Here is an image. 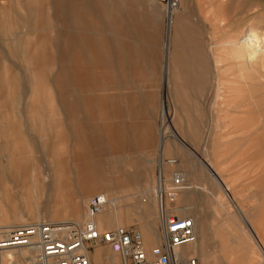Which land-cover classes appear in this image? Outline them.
<instances>
[{
	"label": "rangeland",
	"instance_id": "1",
	"mask_svg": "<svg viewBox=\"0 0 264 264\" xmlns=\"http://www.w3.org/2000/svg\"><path fill=\"white\" fill-rule=\"evenodd\" d=\"M47 1L43 27L30 24L42 0H0V228L81 223L91 197L108 191L118 201L105 215L141 229L150 248L160 240V159L177 157L189 187L167 201L179 200L171 206L198 231L196 253L185 254L199 264H264V0H181L170 35L157 0H93L90 13L80 0L58 9ZM76 8L100 29L83 19L70 27ZM121 34L125 45L103 43ZM92 46L102 56L113 48L105 74L89 73ZM192 51L201 59L176 58ZM113 95L117 108L103 103ZM163 169L168 178L174 170ZM154 229L156 242L146 237Z\"/></svg>",
	"mask_w": 264,
	"mask_h": 264
},
{
	"label": "built area",
	"instance_id": "2",
	"mask_svg": "<svg viewBox=\"0 0 264 264\" xmlns=\"http://www.w3.org/2000/svg\"><path fill=\"white\" fill-rule=\"evenodd\" d=\"M170 14L180 7L181 0H157ZM164 165L173 167L168 178ZM177 157H163L159 164V178L155 188L158 208L157 217L160 226L159 243L148 248L142 231L133 225L100 229L92 216L85 222L68 224L65 230L58 225H41L52 229L35 234L34 225H24L11 231L0 232V249L7 243L15 246L26 245L33 235L39 240L35 260L30 264H93L90 251L98 246L110 248L116 255L106 264H199L194 255H182L180 248L192 244L198 239L195 220L192 216H181L167 201L169 191L187 189L189 181L184 170L178 167ZM106 204L104 195H94L90 199L92 209ZM14 229V228H13ZM4 233V235H3Z\"/></svg>",
	"mask_w": 264,
	"mask_h": 264
},
{
	"label": "crops",
	"instance_id": "3",
	"mask_svg": "<svg viewBox=\"0 0 264 264\" xmlns=\"http://www.w3.org/2000/svg\"><path fill=\"white\" fill-rule=\"evenodd\" d=\"M91 1L93 2V0H82V1L80 0V2H78V0H77V2L80 5H83V6H85L87 8V11L89 13L91 12V10H90V6H91V3L90 2ZM42 2H44V4L42 3L39 16L34 17V19H31L30 20V24H34L35 23V26L40 25V26H43L44 27L45 25H48V23H49V15H48L47 9L45 8V6L48 4V1L47 0H42ZM81 3H83V4H81ZM57 4H58L57 5V9H58V6L60 4V1L59 0H57ZM21 5H22V2H20L19 4H18V2H16V6H21ZM81 14H82L81 9H79V8L77 9L76 8L75 9V13H74V19H73L74 22H73V24L70 27H72V28L78 27L79 28L80 27V24L78 25L76 23L77 22L80 23L81 22V19H83L84 22L86 23L85 26L88 27L89 29H93V28L100 29L99 24L94 19L91 18V21L90 22L89 21L87 22L84 18H81V16H82ZM172 19H174V15L172 16L171 20ZM169 20L170 19L168 18V35H170L171 29H172V28L169 29ZM94 24L96 26H94ZM31 30H33V29H31ZM44 32H45V29H42L41 30V33H38L39 36L43 38V36H45V34H46ZM124 39H125L124 38V35L121 34L115 40H111V37H106V41L103 42V43H105L106 45L120 46V45H125V40ZM90 44L92 45V43H90ZM170 45H171V40L169 41V44H167V47H166L167 52H169ZM94 49L95 48H93V46H92V48L90 49V52H89V73H91V69L95 68L98 71V73L101 74L104 71H106L107 66L110 67V64H113L114 63L113 62L114 61L113 48L111 50V53H107L106 52L105 56L98 55L97 54L98 52L96 51V49L95 50ZM191 54L193 55L192 57H184V58H181L182 56L180 55L179 57H176V58L178 60H192V61L193 60H200L201 59L199 52L192 51ZM113 67H114V65H113ZM105 73L106 72H104V74ZM181 74H183V73H181ZM168 75L169 74L167 72L166 73V76H168ZM90 76H91V74H90ZM103 87L104 88H107V87H109V85H107L106 82H104L103 83ZM135 96H136L135 94H131V95L128 94L127 95L128 100H130V104H132L131 109H129V111L131 113V116H133V110L135 108V105L137 104V102H136L137 99H136ZM118 99H120V98H118L117 96H114L113 95V96H111V99H109V100H106L104 98L103 99V103H104V105L107 106L110 103V101H111L112 104H113V106H114V108H117V104L119 102ZM117 113H118L117 112V109H115V112H114L115 117L117 116ZM106 124L108 126V131L113 136H116L118 134V128H117L116 122L114 120H111L110 122L108 121ZM111 139H113V138H111ZM160 139H161V142H160L161 149H162V151L163 150L165 151L166 150V147L168 146L167 138L165 136V131H162L161 138ZM107 181H108V179L105 182H107ZM108 186H109V183H106L103 187L106 189ZM107 194L110 195L109 196V198H110L109 200H114L115 199V197H112V195H111L110 192H107ZM147 235H148V237H150V239H152V240L154 239V242H156V240L158 241V232L155 229L152 231V234H151V232L148 231Z\"/></svg>",
	"mask_w": 264,
	"mask_h": 264
},
{
	"label": "bare ground",
	"instance_id": "4",
	"mask_svg": "<svg viewBox=\"0 0 264 264\" xmlns=\"http://www.w3.org/2000/svg\"><path fill=\"white\" fill-rule=\"evenodd\" d=\"M181 6V5H180ZM180 8V7H179ZM179 8L178 9H176V10H174L173 12H172V14H170V13H168V18H172V16L174 15V13L176 12V11H178L179 10ZM173 19L172 20H170V27H172V25H173ZM257 37V36H256ZM209 164V163H208ZM214 173H215V175H218L217 174V172L214 170ZM221 179V178H220ZM222 182H223V180H222ZM101 186V185H100ZM99 186V187H100ZM98 187V188H99ZM102 188V187H101ZM108 192V191H107ZM106 192V193H107ZM104 194V193H103ZM109 196L110 195H108V194H104V197L106 198V204H109V202L111 201V200H109L110 198H109ZM108 199V200H107ZM113 201H116V200H113ZM113 201H112V204H113ZM118 201V200H117ZM116 201V202H117ZM115 202V203H116ZM172 206L174 205H176L177 206V204L178 203H180V201L179 200H172V201H170L169 202ZM105 204V205H106ZM104 205V206H105ZM109 205H111V204H109ZM115 205V204H114ZM111 207V206H110ZM88 208V207H87ZM105 208L106 207H102V209L100 210V209H98V208H94V209H92V207H90L89 208V210L87 211V215L88 216H86V217H88V218H86L83 222H85L87 219H89V218H91L92 216H94V218H95V220H96V222H97V225H98V227L100 228V229H105V227H106V229L107 228H110V227H115V226H117V225H123V222H121L122 220H120V218H119V220L120 221H117L116 219H114V218H112V217H110V216H106L105 215V213H106V210H105ZM108 208V207H107ZM106 208V209H107ZM182 209V208H181ZM183 210V209H182ZM181 210V211H182ZM58 209L55 211V212H53V217H56V215L58 214ZM180 211V212H181ZM184 211V210H183ZM241 212H242V215H243V217H244V219H245V221H246V223L249 225V227L254 231V233H255V229H254V226L252 225V223L248 220V218L246 217V214L242 211V210H240ZM187 213V212H186ZM79 215V214H78ZM82 216H84V215H82ZM90 216V217H89ZM181 216H183V215H181ZM78 217V216H77ZM118 218V217H117ZM83 219V217L81 218V220ZM122 219V218H121ZM24 220V219H23ZM51 223L50 224H55V223H58V224H61V222L58 220V221H50ZM82 221H81V223H83ZM64 223V222H63ZM72 223H76V222H72ZM81 223H78V224H81ZM28 225H31V224H28ZM34 226H35V234L37 233V235H38V233H39V231H43V230H45V232H48V231H50L52 228L51 227H49V228H43L42 229V227H41V225H39V224H33ZM195 225H196V222H195ZM22 226H24V225H22ZM22 226H18V227H15L16 229H18V228H21ZM69 226H68V224L66 225L65 224V226H61V227H58V229H62V230H65V229H67ZM13 229L12 228V230H16V229ZM146 228V227H145ZM149 228V227H148ZM141 230V229H140ZM6 231H11V229H9V230H6ZM142 231V230H141ZM153 231V230H152ZM152 231H151V234H152ZM196 231H197V225H196ZM0 232H5L3 229H1L0 228ZM142 233H143V231H142ZM197 234H198V231H197ZM3 235H4V233H3ZM37 235H33L31 238H30V242L28 243V244H26V245H18V246H15L16 244H14V243H7V245H5V246H7V248H4V249H0V262L2 263V264H24L23 262H24V260H25V255H27L25 252H28V253H30L29 251H31V252H36V250L38 249V245H37V241L36 240H39V238H38V236ZM143 236H144V234H143ZM146 237H148V236H146ZM149 238V237H148ZM150 239V238H149ZM144 241H145V238H144ZM197 241V240H196ZM195 241V242H196ZM146 244V243H145ZM196 243H192V244H188V245H185V246H182L181 248H180V252H181V254L182 255H189V254H185V253H188V251H189V249H193L194 250V253H196V251H197V248H195L196 247V245H195ZM99 247H103V246H98V247H96V248H94L95 249V251L92 253V251H90V255H91V259H92V261L94 260V262H93V264H103V262H104V260H105V255L106 256H108V258L107 259H109V260H111V259H113V258H115L114 257V252L110 249V248H108V247H103V248H99ZM16 249H18L19 251H16ZM182 249V250H181ZM199 250V249H198ZM106 251H107V253H106ZM183 251V252H182ZM106 253V254H105ZM195 256V255H194ZM34 257L36 258V256H35V254H34ZM35 258H34V260H35ZM29 262H30V260H29ZM33 262V261H32ZM31 263V262H30ZM30 263H28V264H30Z\"/></svg>",
	"mask_w": 264,
	"mask_h": 264
}]
</instances>
